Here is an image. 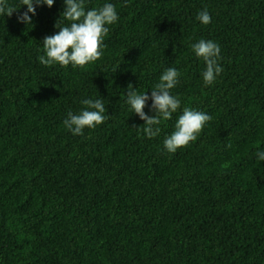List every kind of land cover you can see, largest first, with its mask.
<instances>
[{"label":"trees","instance_id":"1","mask_svg":"<svg viewBox=\"0 0 264 264\" xmlns=\"http://www.w3.org/2000/svg\"><path fill=\"white\" fill-rule=\"evenodd\" d=\"M109 2L120 18L83 69L38 61L63 0L31 26L0 17V264H264V162L253 157L264 148V0ZM202 38L221 47L210 87L191 51ZM169 67L181 110L147 139L128 85L150 97ZM88 98L104 99L108 119L74 137L63 120ZM185 106L212 119L169 154Z\"/></svg>","mask_w":264,"mask_h":264},{"label":"clouds","instance_id":"2","mask_svg":"<svg viewBox=\"0 0 264 264\" xmlns=\"http://www.w3.org/2000/svg\"><path fill=\"white\" fill-rule=\"evenodd\" d=\"M89 0H63V11L55 24L58 30L53 35L45 36L41 47L42 54L38 61L45 67L81 68L98 61L104 54V38L109 33L110 26L119 20L116 5L105 0L102 5L88 7ZM55 0H0V17H11L16 13V22L31 26L36 9L44 6L51 8ZM23 9V11H20ZM196 20L201 25L211 23L212 17L207 8L199 11ZM195 58L202 61L204 68L201 80L204 87L212 86L224 69L220 64L221 47L210 39H199L191 45ZM116 68L114 69V71ZM181 73L175 67L165 69L158 81L151 88V96L146 92L134 91L128 85V94L125 104L130 114H134L144 122L143 135L147 139L158 137L161 132L160 125L173 119L174 114L181 110L182 100L174 95ZM151 105L146 114L144 109ZM82 110L78 113L69 111L63 120L64 128L71 135L82 136L86 129H95L102 125L108 117L105 115L104 99H84ZM212 117L201 110L183 107L176 117L173 131L163 140V151L175 154L179 149L185 148L195 142L203 128ZM257 165L264 162V148L253 153Z\"/></svg>","mask_w":264,"mask_h":264}]
</instances>
